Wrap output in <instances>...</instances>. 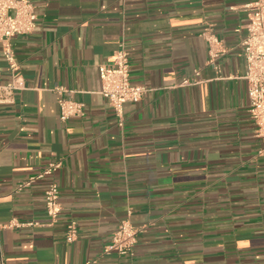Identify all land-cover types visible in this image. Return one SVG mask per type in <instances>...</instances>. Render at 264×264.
<instances>
[{
	"label": "crops",
	"instance_id": "crops-1",
	"mask_svg": "<svg viewBox=\"0 0 264 264\" xmlns=\"http://www.w3.org/2000/svg\"><path fill=\"white\" fill-rule=\"evenodd\" d=\"M37 26L13 39L23 87L0 103V264H264V155L250 113L246 59L253 0H30ZM224 40L207 64L206 28ZM124 44L131 82L123 124L99 66ZM200 70V83L182 85ZM11 73L0 44V84ZM83 102L60 118L57 87ZM50 176L21 190L46 168ZM60 189L49 225L45 190ZM139 228L133 255L105 253L119 222ZM78 236L65 239L67 220Z\"/></svg>",
	"mask_w": 264,
	"mask_h": 264
},
{
	"label": "built area",
	"instance_id": "built-area-1",
	"mask_svg": "<svg viewBox=\"0 0 264 264\" xmlns=\"http://www.w3.org/2000/svg\"><path fill=\"white\" fill-rule=\"evenodd\" d=\"M247 8L250 11L247 34L242 38L240 46L247 63V72L244 78L248 84L250 113L256 126V136L263 142V147L259 149L258 153L264 155V0H253L247 4ZM36 26L37 14L35 6L30 0H0V44L11 73V81L7 84H0V103L14 102L15 91L23 87L21 66L16 58L13 39L18 35L31 34ZM204 37L208 43L207 64L219 73L218 60L227 52L225 42L217 36L211 26L206 28ZM98 69L102 82L100 92L108 100L109 106L114 110L120 125H122L125 103L140 100L148 88L144 85L132 84L129 52L124 44L114 52L109 63L101 64ZM199 76L200 70L195 69L194 76L183 80L182 85L200 83ZM56 89L61 94L58 106L62 120L84 115L83 102L70 96H63L62 94L65 92L68 94L70 92L62 86ZM60 166V162H51L42 171L29 176L19 184L18 189L29 187L38 180L52 175ZM45 208L49 217L48 224L53 225L58 221L63 210L59 185L55 181H51L45 190ZM34 224H38V222H19L12 219L8 224L0 225V228ZM139 231V228L128 218L121 220L113 232L110 242L105 246L104 252L133 255ZM77 236V222L73 219L67 220L66 241L73 242ZM1 264H4L2 260Z\"/></svg>",
	"mask_w": 264,
	"mask_h": 264
}]
</instances>
